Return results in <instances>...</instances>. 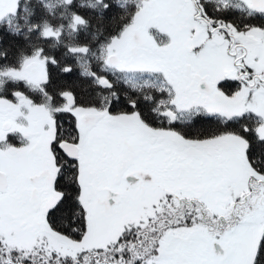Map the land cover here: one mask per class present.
I'll return each mask as SVG.
<instances>
[{"label":"snow or ice","instance_id":"snow-or-ice-1","mask_svg":"<svg viewBox=\"0 0 264 264\" xmlns=\"http://www.w3.org/2000/svg\"><path fill=\"white\" fill-rule=\"evenodd\" d=\"M0 264H264V0H0Z\"/></svg>","mask_w":264,"mask_h":264},{"label":"trees","instance_id":"trees-1","mask_svg":"<svg viewBox=\"0 0 264 264\" xmlns=\"http://www.w3.org/2000/svg\"><path fill=\"white\" fill-rule=\"evenodd\" d=\"M66 79L68 80L69 83H72L76 80V77L75 76H72V77H66ZM234 87V85H233Z\"/></svg>","mask_w":264,"mask_h":264}]
</instances>
